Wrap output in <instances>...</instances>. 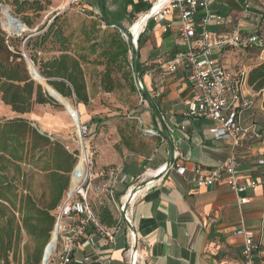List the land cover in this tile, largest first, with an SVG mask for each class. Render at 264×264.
I'll return each mask as SVG.
<instances>
[{
    "label": "crops",
    "instance_id": "1",
    "mask_svg": "<svg viewBox=\"0 0 264 264\" xmlns=\"http://www.w3.org/2000/svg\"><path fill=\"white\" fill-rule=\"evenodd\" d=\"M155 1L79 0L72 4V0H63L61 4L63 8L82 14L102 16L104 11L110 20L125 28L133 23L131 20L144 18ZM247 4L252 8L249 11L245 10ZM262 10L264 0H213L210 12L223 16L226 21L219 27L212 25L211 30L217 38L237 32L254 33L263 27L258 14ZM204 15L201 10L196 16L198 30ZM166 26L169 28L165 31ZM140 37L142 81L158 114L153 116L149 103L151 111H145L141 117H132L131 121L137 120L147 129L149 135L142 139L138 137V142L142 141V147L147 151L124 148L121 143L124 135L115 126L119 119L98 117L103 121L92 123L87 107L80 105L78 108L79 117V111H82L84 121L89 124L97 155V172L108 167L123 168L127 182L121 188L128 192L132 184L133 189L143 182H150L135 195L131 208L138 237L137 264H243L244 239L237 235V231L245 228L257 241L264 242V188H249L246 193L237 194L224 183L209 188H198L192 183L195 168L211 172L231 157L234 147L228 141L214 138L213 122L186 116L193 96V88L187 80L188 72L180 68L178 72L170 73L167 68L174 56L185 49L181 45L178 12L171 13L164 21H147ZM239 49L242 50L214 47L211 52L226 67L239 72L240 69H233L238 63V54L234 52ZM258 59L260 63L264 61V50ZM250 70L246 71L247 75ZM85 78L91 102V89ZM243 89L253 100V106L243 114L249 134L237 145L235 152L244 183L255 181L260 184L264 180V165L261 164L264 160L263 100L260 92L248 86L247 78ZM43 107L37 105L25 116L39 119L33 113L43 110L45 116L39 120L47 127L54 116ZM168 135L179 163L186 168L183 175L175 169L161 174L170 160ZM256 135L261 137L258 139ZM242 198H247L248 202L241 203ZM130 254L128 227L120 225L112 238L96 236L94 246L78 247L72 264H131Z\"/></svg>",
    "mask_w": 264,
    "mask_h": 264
},
{
    "label": "trees",
    "instance_id": "2",
    "mask_svg": "<svg viewBox=\"0 0 264 264\" xmlns=\"http://www.w3.org/2000/svg\"><path fill=\"white\" fill-rule=\"evenodd\" d=\"M46 5H50L47 0H14L17 14L33 12L39 15L46 10ZM258 14L262 15L260 21L264 23V10ZM100 17L108 29L116 23L110 20L104 11ZM24 21L29 28L34 27V22L29 16L24 18ZM59 21L60 17H57L51 24L47 23L39 29V32L44 31V33L34 37L25 35L24 38H10L0 24V98L17 115L15 118L0 121L1 264L12 263L10 257L19 246L22 229L26 230L29 236L42 242V246L27 264H41L44 248L49 243L55 227V212L66 198L70 177L77 162V171L72 178L70 192L83 184L88 170L81 155L78 161L77 152H71L60 140L41 132L33 122L25 118V115L31 113L37 105L60 106L42 86L32 80L27 57L22 49L26 50L39 73L48 79V84L64 98L76 104L85 106L90 104L83 68V63L89 62V56L96 57L92 63L105 66L102 86L106 92L110 93L116 89L112 75L123 71L126 72L127 79L131 80L132 89L138 92L134 80L132 44L124 39L119 28H114L107 35L105 31L102 37L83 50L79 57H72L67 53L71 39L66 35L65 27ZM118 26L123 28L121 24ZM49 46L58 48L61 55L50 61H44L38 56L37 51L42 52ZM140 48L141 37L138 40L137 70L142 79ZM251 49L258 54L263 51L260 48ZM43 81L42 79V83ZM247 84L254 91L261 93L264 107V61L249 71ZM144 92L145 95L138 93L143 100L149 102L148 99H152L151 95L146 88ZM58 100L63 102L61 97ZM149 103L153 116L157 115L158 110L155 104ZM80 117H82L81 113ZM102 121L98 117L91 120L92 123ZM136 121L133 120L132 127H136ZM81 124L88 126L84 120ZM122 139L127 149L134 150L133 143L127 139L126 135ZM110 168L113 167L104 168L98 174H93L92 182L99 180L105 183L108 180L107 172ZM32 170L46 175L50 194V202L47 206H40L30 194H23L17 184L22 181L23 190H28L25 184ZM124 186L116 187L117 199L126 194L127 189L121 188ZM89 205L103 226L108 228L120 226L119 220L109 206L103 205L95 210L90 203ZM17 214L21 216V224L18 223ZM53 239H56L55 235Z\"/></svg>",
    "mask_w": 264,
    "mask_h": 264
},
{
    "label": "built area",
    "instance_id": "3",
    "mask_svg": "<svg viewBox=\"0 0 264 264\" xmlns=\"http://www.w3.org/2000/svg\"><path fill=\"white\" fill-rule=\"evenodd\" d=\"M212 1L156 0L145 17H149L147 21L155 19L160 22L166 20L171 13L178 12L181 45L185 49L174 56L167 68L170 73H176L180 68H185L188 72L187 80L193 88V96L186 116L213 122L215 124L212 129L214 138L228 141L234 147L231 157L211 172L195 168L192 183L198 188H209L224 183L235 193L243 194L249 188L258 186L264 188V180L260 184L255 181L244 183V176L240 173L239 160L235 152L237 145L249 134V129L244 124L243 114L252 108L253 100L245 95L243 89L244 79L247 78L246 72L232 71L219 59L214 58L211 51L214 47L260 48L264 50V32H237L225 38H217L211 27L212 25L222 26L226 18L210 12ZM78 2L79 0H72V4ZM251 9L249 4L245 6L246 11ZM201 10L205 12V15L199 21L200 30H198L196 16ZM81 11L85 13V8H82ZM168 28L169 26H166L165 31ZM142 85L145 90L143 81ZM137 91L141 94L140 90L137 89ZM72 117L75 119L74 113ZM79 132L82 137L88 136L90 128L80 124ZM260 137V135H256V138ZM261 164L264 165V160L261 161ZM170 169H175L182 175L186 172V168L179 163L176 155H174ZM107 176L108 180L105 182V186L108 187L110 198L115 202V189L118 185H125L127 177L124 175L123 168H110ZM90 182H92V175ZM131 190L127 193L128 196L126 195L121 207L120 218H117L120 225L126 227L133 224L131 208L135 197L126 208ZM78 195H81V198L76 200ZM247 202V198L241 199V203ZM55 215L54 235H56V239L46 264H72L74 253L78 247L90 248L94 246L96 236L110 239L117 230L115 227L103 226L99 222L89 205L84 190L68 194L62 205L56 210ZM128 230L132 264L133 250L138 245V237L136 232L130 230L129 227ZM237 235L244 239L243 264H264V242L257 241L254 235L245 228L238 230Z\"/></svg>",
    "mask_w": 264,
    "mask_h": 264
},
{
    "label": "rangeland",
    "instance_id": "4",
    "mask_svg": "<svg viewBox=\"0 0 264 264\" xmlns=\"http://www.w3.org/2000/svg\"><path fill=\"white\" fill-rule=\"evenodd\" d=\"M47 1L50 2V5H46V10L38 15L33 12L17 14L16 7L14 6V0H0V18L5 17L1 11V5L9 6L14 16L22 21L26 27V32L19 36V38H24L25 35L34 37L44 33V31L39 32V29L47 23L51 24L57 17H60L59 23L64 25L66 35L71 39V44L68 47L67 53L72 57H79L83 53V50L89 48L91 44L99 40L105 31L107 32V35L108 32L114 29L113 27L108 29L106 24L101 21V17L99 15L97 16L91 13L82 14L79 12H74L68 8H63V4H61L63 0ZM27 16L33 20V28H29L24 21V18ZM131 21H133V23L127 25L125 27L126 29H129L135 22L139 20ZM258 32H264V25L258 30ZM9 37L13 38L18 36ZM22 50L24 55H26L27 60H30L26 50L24 48ZM230 51L232 52L233 50ZM37 52L38 56L44 61H50L53 58L59 57L61 55V52H59L58 48H53L51 46L46 47L42 52ZM234 53L238 54L240 60L238 57H236V60L238 59V63L234 65L235 68L233 69H240L241 72H246L249 68L252 69L258 63H260V60L258 59L259 54L254 49L244 48L242 50L239 49V52L236 51ZM95 58V56H89V62L83 63L85 76L89 81L92 98L90 104L86 106L88 114L92 116V118L101 117L110 119L116 118L117 120L119 119L115 126L121 129L122 133L126 135L127 139L131 140L130 142L133 143L134 150L147 151V149H143L141 143L142 141L138 142V137L142 139L146 135H149L147 129L142 127L139 121H136V127H132L133 121H131V118L141 117L145 111H151V108L148 105L149 102L143 100L141 95L132 89V82L131 80L127 79L125 71L116 72L112 75L115 81L116 89L110 93L106 92L102 86V76L105 72V66H99L92 63ZM67 101L72 106V109L69 111L58 101L57 102L60 107L52 105H45L43 107L47 113H50L54 116L53 118H50V121H48L47 127L39 120L43 119L42 117L45 116V111L43 110L40 112L35 110L33 113V116L37 115L39 119L31 117L30 115L25 116V118L33 122L34 126H36L40 131L47 133L49 136L54 137V139L60 140L71 152H77L78 161L82 152L81 143L82 141L87 142V144H89L90 150L88 169L91 175L98 174L99 172H97L95 168L97 155L95 153L94 145L91 141V136L88 135L82 137L79 132L78 122L74 119V117H72L74 112L78 113V108L80 109V105L83 104H76L74 101L68 99ZM79 112L82 114V117H79L81 124V121H83L85 118V114L82 113V111ZM15 117H17V115L13 113L12 109L9 106H6L0 98V121ZM121 143L123 144V139ZM123 146L127 149L124 144ZM29 173V179L25 184V187H27L28 190H23L24 185L22 184V181H19L17 184L20 186V190H22L23 194H30L40 206H47L50 202V194L49 183L46 179V175L36 170H32ZM133 185L134 184L129 187V190L134 187ZM70 188L71 186L69 185L66 198L68 194H70ZM84 192L87 196L88 202L95 210H98L99 207L103 205H107L114 212L115 216L118 219L120 218V210L128 191L124 196L119 199L116 198L115 202H113V200L110 198L109 190L108 187L105 186V183L103 181L94 180L84 188ZM78 198H81V195H78L76 200H79ZM17 218L18 223L21 224V216L19 214H17ZM41 246V241L29 236L26 230L22 229L19 236V246L10 257L12 262L11 264H27L28 261L32 260L37 250Z\"/></svg>",
    "mask_w": 264,
    "mask_h": 264
},
{
    "label": "water",
    "instance_id": "5",
    "mask_svg": "<svg viewBox=\"0 0 264 264\" xmlns=\"http://www.w3.org/2000/svg\"><path fill=\"white\" fill-rule=\"evenodd\" d=\"M1 11L2 14H7V18L5 19L0 18V23L1 26L3 28V30L7 33L8 36H21L23 33L26 32V27L25 29L22 28V26H24V24L22 23V21H20L18 18H16L14 16V14L12 13V10L9 6L6 5H1ZM11 25H15L14 29H11ZM113 28H119L122 36L124 37V39L128 42H131L132 44V60H133V67H134V79H135V85L137 87L138 90H140L141 94L145 95V90L143 89V85H142V79L140 78V74L137 70V63H138V41L135 40L133 34L130 32V29H126V28H120L118 26V24H112ZM26 57V55H25ZM27 64H28V70L30 73V76L32 78L33 81H35L38 85L42 86L45 91L48 93V95L50 97H52L55 101L60 102L58 99L59 97L62 98L63 102H60V104L65 107L68 111L72 109V106L70 105V103H68L67 99L64 98L62 95H60L57 91H55L49 84H48V79H46L45 77H43L39 71L36 69L34 63L31 60H27ZM42 79L44 80L42 83ZM49 88L51 89V91L49 90ZM149 102H152V99H148ZM151 100V101H150ZM75 114V118L79 120V114L74 112ZM80 126V121L78 123V127ZM168 141H169V145H170V160L169 162L165 165V168H163L161 171V174L168 171L171 168V165L173 163L174 160V155H175V149L172 143V140L170 138V136L168 135ZM76 167L73 170L72 174H71V184H72V178L76 173ZM91 180V174L89 175L88 179L84 182V184L82 185V190H84V188L90 183ZM70 184V186H71ZM150 185V182H144L142 183L140 186L135 187L131 190L129 198H128V202L126 204V208L129 206L130 201H132V199L135 197V195L142 190L143 188H146L147 186ZM129 229L134 231V227L133 224H129L128 225ZM54 237V232L52 233V237L49 241V243L45 246L44 251H43V256H42V261L41 264H46L48 261V258L50 256V253L54 247L55 244V240L53 239ZM133 254H137V246L134 247L133 250Z\"/></svg>",
    "mask_w": 264,
    "mask_h": 264
},
{
    "label": "bare ground",
    "instance_id": "6",
    "mask_svg": "<svg viewBox=\"0 0 264 264\" xmlns=\"http://www.w3.org/2000/svg\"><path fill=\"white\" fill-rule=\"evenodd\" d=\"M4 16H5V17H4L5 19L8 17L7 14H4ZM148 18H149V17H144V18H142V19L139 20L138 22H135V23L129 28V29H130V32L133 34L135 40L138 41L139 35H140L142 29L144 28L145 23H146V21H147ZM14 28H15V25H11V29H14ZM22 28L25 29V26H22ZM49 90H50V89H49ZM75 120L79 123L80 118H79V120L75 118ZM152 134H154V133L152 132ZM81 145H82L81 156L83 157V159H84V161H85V163H86V165H87V169H88V165H89V157H90L89 144H87V142L82 141ZM89 175H90V171H89V169H88V170H87V174H86V177H85L84 182L88 179ZM84 182H83V184H84ZM83 184H82V185H83ZM82 185H81L79 188H77L76 190L70 192V194H74L75 192H78V191L81 192V191H82ZM127 196H128V195H127ZM55 236H56V235H55ZM137 257H138L137 254H136V255H134V254L132 255V258L134 259V264H137Z\"/></svg>",
    "mask_w": 264,
    "mask_h": 264
}]
</instances>
